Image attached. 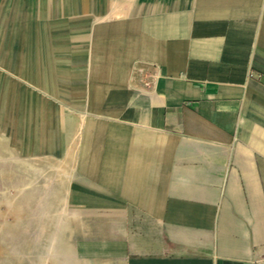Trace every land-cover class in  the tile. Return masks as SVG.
I'll use <instances>...</instances> for the list:
<instances>
[{
  "label": "crops",
  "instance_id": "crops-1",
  "mask_svg": "<svg viewBox=\"0 0 264 264\" xmlns=\"http://www.w3.org/2000/svg\"><path fill=\"white\" fill-rule=\"evenodd\" d=\"M0 249L264 264V0H0Z\"/></svg>",
  "mask_w": 264,
  "mask_h": 264
},
{
  "label": "rangeland",
  "instance_id": "rangeland-1",
  "mask_svg": "<svg viewBox=\"0 0 264 264\" xmlns=\"http://www.w3.org/2000/svg\"><path fill=\"white\" fill-rule=\"evenodd\" d=\"M1 250V249H0ZM1 259H2V261H6V262H1ZM9 259L10 258H3V257H0V264H14V263H11L10 261H9Z\"/></svg>",
  "mask_w": 264,
  "mask_h": 264
}]
</instances>
